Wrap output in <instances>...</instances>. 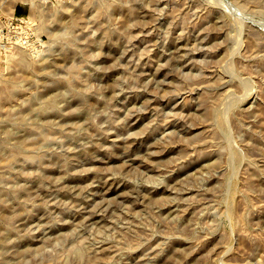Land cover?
Wrapping results in <instances>:
<instances>
[{
  "label": "rangeland",
  "instance_id": "obj_1",
  "mask_svg": "<svg viewBox=\"0 0 264 264\" xmlns=\"http://www.w3.org/2000/svg\"><path fill=\"white\" fill-rule=\"evenodd\" d=\"M0 264H264V0H0Z\"/></svg>",
  "mask_w": 264,
  "mask_h": 264
},
{
  "label": "bare ground",
  "instance_id": "obj_2",
  "mask_svg": "<svg viewBox=\"0 0 264 264\" xmlns=\"http://www.w3.org/2000/svg\"><path fill=\"white\" fill-rule=\"evenodd\" d=\"M37 0H30L32 6H35ZM87 10V9H86ZM198 21V20H197ZM194 23V22H193ZM196 23V22H195ZM134 25V24H133ZM187 28V27H186ZM152 29V28H151ZM145 30V29H144ZM194 33V32H193ZM199 42V41H198ZM174 45V44H173ZM145 49V48H144ZM147 70V69H146ZM135 103V102H134ZM90 216V215H89Z\"/></svg>",
  "mask_w": 264,
  "mask_h": 264
}]
</instances>
